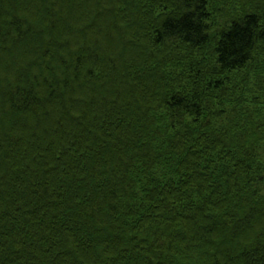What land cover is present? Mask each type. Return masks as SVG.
I'll use <instances>...</instances> for the list:
<instances>
[{
    "label": "trees",
    "instance_id": "obj_1",
    "mask_svg": "<svg viewBox=\"0 0 264 264\" xmlns=\"http://www.w3.org/2000/svg\"><path fill=\"white\" fill-rule=\"evenodd\" d=\"M240 2L0 0V264H264V118L232 78L264 65V0Z\"/></svg>",
    "mask_w": 264,
    "mask_h": 264
},
{
    "label": "rangeland",
    "instance_id": "obj_2",
    "mask_svg": "<svg viewBox=\"0 0 264 264\" xmlns=\"http://www.w3.org/2000/svg\"><path fill=\"white\" fill-rule=\"evenodd\" d=\"M210 3L211 14L213 15L211 23L215 25L224 23L230 16H238L244 12L240 0H210ZM16 57L19 58V55H16ZM7 68L5 66V69ZM2 71H4L3 67L0 68V72ZM243 71L241 74L232 77L233 82H235L233 86L238 90L237 94L241 95L242 98L245 97V105L256 112L260 111L262 114L259 115L264 118V65L261 69H257V72L250 73L248 76H246V73L249 70ZM232 106L234 105L232 104ZM232 106L229 105V110ZM258 150L259 158L264 164V141L260 143ZM260 185L263 190L262 195H264V182H261Z\"/></svg>",
    "mask_w": 264,
    "mask_h": 264
}]
</instances>
